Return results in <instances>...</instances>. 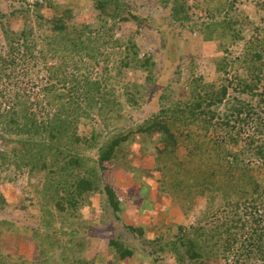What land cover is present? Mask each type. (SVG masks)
I'll return each instance as SVG.
<instances>
[{
  "label": "trees",
  "instance_id": "1",
  "mask_svg": "<svg viewBox=\"0 0 264 264\" xmlns=\"http://www.w3.org/2000/svg\"><path fill=\"white\" fill-rule=\"evenodd\" d=\"M135 1L151 0H83L98 13L95 29L90 24H77L71 6L54 4L55 14L48 18L44 1L36 0L31 8L8 2V12L0 2L4 38L0 49V166L6 168L17 161L31 173H44V205L59 214L79 218L86 195L104 193L119 212L122 204L103 178L105 163L116 160L131 137L159 134L160 192L190 208L197 197L205 198L206 205L197 225H180L173 236L161 234L150 240L148 254L153 256L156 249L168 251L177 264H264V112H260L264 111V26L239 8L244 1L155 0L154 9L169 10L171 23L190 28L191 35L200 27L206 42H244L242 54L233 60L224 56L216 63L219 83L191 76L184 95L177 99L170 86L159 100V111L137 126L105 137L96 129L80 134L82 123L95 116L103 122L123 120L126 106L143 104L149 85L155 83L156 54L140 57L133 37L123 43L116 35L118 28L132 26L141 32L146 25H153L148 14L134 10L131 3ZM252 2L256 11H264V0ZM199 12L201 21L195 19ZM16 17L24 21L21 29H13L9 22ZM37 28L40 34L45 32L41 47ZM119 43L125 48H115ZM115 55L123 57L112 68ZM49 57L57 59L55 64H49ZM34 59L43 60L50 73L36 96L22 88L19 76L31 74L30 61ZM100 64L104 65L102 71L94 76L78 74L88 65L94 69ZM237 65L242 72L237 71L229 80L230 69ZM127 69L139 70L145 79L125 83L120 94L111 79L128 75ZM94 150L97 158L92 155ZM126 228L145 236L143 227ZM33 230L35 242L54 241L51 233L43 237ZM84 245L75 241L71 254L76 246L83 249ZM44 247L40 244V257L26 264H48ZM108 252L107 258L91 260L83 257L81 250L73 260L61 261L119 264L134 257L137 249L117 237L108 242ZM5 263L6 255L0 254V264Z\"/></svg>",
  "mask_w": 264,
  "mask_h": 264
},
{
  "label": "rangeland",
  "instance_id": "2",
  "mask_svg": "<svg viewBox=\"0 0 264 264\" xmlns=\"http://www.w3.org/2000/svg\"><path fill=\"white\" fill-rule=\"evenodd\" d=\"M40 1H44L46 5L44 11L48 18L55 14L54 4L58 3L64 8L66 5L75 9L77 15L74 20L77 24H90L94 29L97 25L98 13L91 11L89 7L92 6L88 3L86 5L83 0ZM242 1L244 3L240 4L239 8L245 9L252 20L264 26V11H256L253 2L250 3L251 0ZM0 2L3 10L8 12L11 3L16 4L17 7L31 8L36 0H28L27 3L16 0H0ZM154 2L156 1L131 3L138 13H146L153 18V25H146L141 32H137V28L132 26L118 28L116 31L117 37L123 43L131 37L138 42L140 57L156 54V80L149 85L147 100L139 107L126 104L125 118L118 122L115 120L103 122L97 116H95L97 120L86 119L80 126V134H89L92 129H96L103 131L105 137L110 132H122L131 126H137L159 111L161 107L159 100L170 86L173 88V98L177 99L181 94L184 95V87L191 76H204L209 82L219 83L221 78L216 70V63L224 56L233 60L242 54L244 42L237 45H229L228 40L224 39L206 42L203 40L200 27L192 30L191 35L190 28L171 23L169 10H163L161 7L154 9ZM200 17V12L195 15L198 21H201ZM9 22L13 29H21L24 26L21 17L13 18ZM40 32L41 30L37 28V43L41 47L43 42L41 36L45 32L43 34ZM3 42L4 38L0 31V49H3ZM116 46L115 48L124 47L121 43ZM222 46L227 47L228 51L224 52ZM121 57L123 55L113 57L112 68L119 64ZM56 60L49 57V64H55ZM30 63L33 69L31 74L19 76L22 88L30 90L33 96H36L39 85L50 78V73L43 66V60L34 59ZM103 66V64L96 65L93 69L88 65L78 74L94 76L102 71ZM239 70L242 72L238 65L230 69L227 78L231 80ZM144 79V75L139 70H129L128 75L111 79V84L118 93H122L120 89L125 83ZM230 92L234 94V91ZM243 98L248 99L247 96ZM161 138L159 134L131 137L123 145L118 158L105 163L103 178L105 183L114 189L117 199L122 204L119 212L114 211L108 196L104 193L86 195V202L79 210L81 214L79 218H71L66 213L59 214L44 205L42 191V184L45 182L44 173H31L27 166L17 161L11 162L6 168L0 166V254L6 255L8 264H17L19 261L26 264L40 257L39 247L43 244L44 253L50 260L48 264H62L61 260L64 258L73 260L72 258L79 256L75 253L81 250L83 257L97 260L109 256L110 240L122 237L130 246L135 247L137 252L131 259L119 264H177L173 254L168 251L156 249L158 251H154L155 254L150 256L147 250H151V246L148 242L161 234L173 236L178 232L180 225L187 228L197 225L205 209L206 199L197 197L190 208L189 204L173 200L168 193L160 192L161 172L158 171L159 157L156 148L162 146ZM92 155L97 158V150H94ZM126 226L143 227L145 236L134 235ZM33 229L41 233L39 236H43L46 232L51 233L54 241L38 239L35 242ZM58 240L61 241L60 245L56 243ZM75 241H83L85 245L83 249L76 246L75 253L71 254ZM156 258L157 261L154 263L153 260ZM97 264L111 263L98 260ZM251 264L260 263L253 261Z\"/></svg>",
  "mask_w": 264,
  "mask_h": 264
}]
</instances>
